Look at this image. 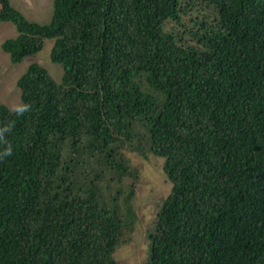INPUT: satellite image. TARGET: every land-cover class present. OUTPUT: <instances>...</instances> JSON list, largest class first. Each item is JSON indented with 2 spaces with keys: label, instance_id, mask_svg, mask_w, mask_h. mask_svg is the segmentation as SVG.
<instances>
[{
  "label": "trees",
  "instance_id": "1",
  "mask_svg": "<svg viewBox=\"0 0 264 264\" xmlns=\"http://www.w3.org/2000/svg\"><path fill=\"white\" fill-rule=\"evenodd\" d=\"M53 0L49 23L0 0L14 64L54 40L0 103V264H117L134 228L125 148L171 183L146 264H264V0ZM194 45L166 31L192 6ZM1 68V67H0Z\"/></svg>",
  "mask_w": 264,
  "mask_h": 264
},
{
  "label": "rangeland",
  "instance_id": "2",
  "mask_svg": "<svg viewBox=\"0 0 264 264\" xmlns=\"http://www.w3.org/2000/svg\"><path fill=\"white\" fill-rule=\"evenodd\" d=\"M11 5L21 12L28 20L39 24L49 23L53 12V0H9ZM191 3L196 1L191 0ZM197 4V3H196ZM203 6H192L179 23L167 22L166 31L172 32L187 45H194L195 40L188 33L196 15L205 16L209 20L214 18L210 9L202 10ZM17 34L14 26L8 22H0V103L14 110L22 104L20 91L16 82L31 63H38L44 67L52 78L60 83L63 75L62 66L50 59L54 40H45L43 48L34 56L25 58L21 63L10 61L1 44ZM124 156L130 166L137 171L136 190L131 200L135 213L134 228L127 243L120 245L114 253L117 264H146L149 252L148 232L152 230L157 211L163 200L171 191V183L163 173L164 159L147 154L146 158L135 151L125 148Z\"/></svg>",
  "mask_w": 264,
  "mask_h": 264
},
{
  "label": "clouds",
  "instance_id": "3",
  "mask_svg": "<svg viewBox=\"0 0 264 264\" xmlns=\"http://www.w3.org/2000/svg\"><path fill=\"white\" fill-rule=\"evenodd\" d=\"M30 109V105L27 103H23L20 105H17L14 109L18 114H23L24 112L28 111ZM7 128H0V135H2L5 131H7ZM7 155H11V148H9L6 152L0 153V159L4 158Z\"/></svg>",
  "mask_w": 264,
  "mask_h": 264
}]
</instances>
